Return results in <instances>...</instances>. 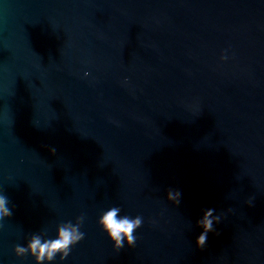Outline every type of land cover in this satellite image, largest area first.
<instances>
[{
  "label": "water",
  "instance_id": "1",
  "mask_svg": "<svg viewBox=\"0 0 264 264\" xmlns=\"http://www.w3.org/2000/svg\"><path fill=\"white\" fill-rule=\"evenodd\" d=\"M0 187V264L80 213L60 264H264V0H0ZM111 204L144 216L134 247Z\"/></svg>",
  "mask_w": 264,
  "mask_h": 264
},
{
  "label": "clouds",
  "instance_id": "2",
  "mask_svg": "<svg viewBox=\"0 0 264 264\" xmlns=\"http://www.w3.org/2000/svg\"><path fill=\"white\" fill-rule=\"evenodd\" d=\"M228 49H224L220 60L229 59ZM89 72L85 71L84 76ZM55 151V149H52ZM181 191L179 189L169 188L167 190V199L179 205L181 202ZM16 207L4 188L0 187V227L5 218L13 216V209ZM85 214L80 213L74 219H61L55 224L54 235L49 234L48 228L29 233L26 236V243H15L13 251L16 257L21 259L31 256L35 264H60L71 254L73 248L86 237L83 230L85 224ZM221 214L215 208L208 207L203 210L202 216L196 220V224L202 228V231L196 236V245L203 248L208 239V233L216 231L215 225L220 223ZM155 222V221H153ZM145 223L142 214L135 215L128 213L120 204H111L101 209L97 224L101 230L107 234L112 242V247L119 251L124 248L134 247L137 243L138 232Z\"/></svg>",
  "mask_w": 264,
  "mask_h": 264
}]
</instances>
